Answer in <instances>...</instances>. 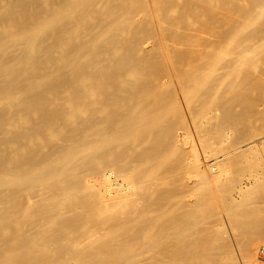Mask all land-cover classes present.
<instances>
[{
	"label": "bare ground",
	"instance_id": "6f19581e",
	"mask_svg": "<svg viewBox=\"0 0 264 264\" xmlns=\"http://www.w3.org/2000/svg\"><path fill=\"white\" fill-rule=\"evenodd\" d=\"M262 143L264 0H0V264H254Z\"/></svg>",
	"mask_w": 264,
	"mask_h": 264
},
{
	"label": "rangeland",
	"instance_id": "374dc122",
	"mask_svg": "<svg viewBox=\"0 0 264 264\" xmlns=\"http://www.w3.org/2000/svg\"><path fill=\"white\" fill-rule=\"evenodd\" d=\"M241 147L242 150L238 151L236 153H232V154H228L229 151H232L234 149H237ZM214 151L212 152L214 157H219V160H221L220 164H222L223 162H225L226 160H239V161H247V160H257L258 162H260V168L259 166L254 169H249L247 168V166L245 164L242 165H230L228 167V176L229 177H234L236 178L239 183H243L245 184L247 181H249V179H252L257 173H259L258 171L262 172L264 171V143L260 144V145H250L247 147H244L242 144H236V145H221V146H217L215 148H212ZM244 150V151H243ZM215 153V154H214ZM213 169H216V167H213ZM215 187V189L217 188L216 185H213V188ZM214 189V190H215ZM216 194L215 196L218 197V188L215 190ZM218 194V195H217ZM236 195V194H235ZM219 198V197H218ZM253 240L256 241H261V244L263 245L261 247V249L259 250V254H258V258L255 261L254 264H264V258H262L261 256V251L262 249H264V232H262V234L259 235H255L254 237H252Z\"/></svg>",
	"mask_w": 264,
	"mask_h": 264
},
{
	"label": "built area",
	"instance_id": "2783aa9c",
	"mask_svg": "<svg viewBox=\"0 0 264 264\" xmlns=\"http://www.w3.org/2000/svg\"><path fill=\"white\" fill-rule=\"evenodd\" d=\"M261 256L264 258V249L262 250Z\"/></svg>",
	"mask_w": 264,
	"mask_h": 264
}]
</instances>
